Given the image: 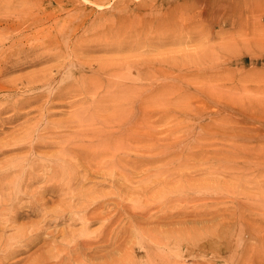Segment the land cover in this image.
Here are the masks:
<instances>
[{
    "label": "rangeland",
    "instance_id": "rangeland-1",
    "mask_svg": "<svg viewBox=\"0 0 264 264\" xmlns=\"http://www.w3.org/2000/svg\"><path fill=\"white\" fill-rule=\"evenodd\" d=\"M104 34H107L108 37ZM102 35H104L105 38ZM102 38H104L103 40L105 42L110 41L111 45L110 42H106L105 45ZM48 43L54 44L55 47L46 48V44ZM117 44H119V47L125 44L124 46L126 47L122 50L123 52H115L116 50L114 47H117ZM88 45L90 46V50L83 51V49H81ZM19 46L23 48H35L34 51L36 53H44L43 55L49 54V56H53L55 59L30 66L27 62L31 61L33 56L29 55L26 57V60H24V64L22 63L15 68L1 73L0 81L2 83H11L14 79L17 80L29 74H34L37 72V69L39 71V68L43 67V69H47L51 67V65L53 67L55 65L56 67L60 66V68L64 70L60 69L62 73L60 71L58 74L56 73L55 79L57 80L54 79L55 81L51 89H47L49 92L54 91L58 84L63 81L75 82V77L79 79L78 75L73 74V70L76 69L77 65L75 57L81 59L79 61H82V59L83 61L87 60L89 57L93 58V56L94 58L96 56L98 57H96V60L105 59L104 57L107 58V56L110 57L109 59H117V57H119L120 59L125 58L122 60L123 62H136L134 63L138 65H135L136 67H140L139 64L141 65L149 61L147 64L152 65V67L148 70L141 68L144 70L143 72L139 70V74L141 73L142 75L149 76V87L152 89L147 87L148 82L138 81L133 83L128 81V83H126L129 85L128 87L133 88L128 89L130 92L126 90L129 93L125 94L128 95L132 93L134 96L138 95L136 98L139 99L147 96V93H149V105L147 104V107L146 105L143 106L146 108H141L154 110L153 118H150V124L152 123L153 126L150 130L153 131H149L150 134H153L151 137H155L152 139V145L156 144L157 142L155 141L158 139L159 144L153 146H156V148L158 147V150L161 149V152L159 153L156 148L154 151L152 146L149 147L154 153H151L150 148V152H148L149 150H147V147L143 146L146 148L145 150L142 146L139 147L140 145H144L143 143H135L134 154L137 155V153H140L138 152V150H140L138 148H141V154L134 159L135 161L138 158V161H135L136 164L134 163L136 167L138 165L137 173L136 175L132 174L133 176L131 173H127V175L124 172L126 170L129 172V169L127 166H124L126 167L123 168L125 171L122 169L124 172L117 174L116 178L119 180L120 178L122 179V177L128 178V180H122L124 183L126 181L125 185H128L122 188L120 193L117 192L119 190L112 188L109 183L105 182L106 185L108 184L107 186L104 184L103 180L104 178H109L108 176L103 177L101 175H94L93 179H91L93 175H90L87 179L88 182L83 186L84 188L78 186L82 191L76 187L72 189L73 191H68L67 195L65 194L66 192H63L64 194L58 193L59 195L63 194V196H59L58 194L52 196L51 192L41 191L39 186L42 184L35 183L30 185L32 187L30 188V186L28 187L18 181L21 178L20 173L23 167L27 168L28 166V160L25 156H31L30 158H32L35 155H46L47 153L48 156L50 154L54 155L55 152V154L59 152L60 145L63 142H65V144L80 143L79 140L81 138L79 136L73 134V139L70 138L72 134L70 130L47 132L44 128L48 122H53L52 120H54L53 123L66 120L67 115L65 114H70L75 108L78 109L81 104H76L79 106H75V108H73L74 106L68 107V105H66L67 107L65 105L54 108L51 107L49 111H51L52 114L50 115H39L38 112L33 109L40 104H32L26 108V110H32L29 113L30 116L26 115L22 117V119L15 120L14 122L7 123L0 121V147L3 151L5 150V152L0 150V174L4 172L5 174H10V177L11 172H13L12 175L14 177L7 178L8 181L5 179L0 184L1 186L5 185L4 189L0 186V192L2 193L0 194V210L4 207V209L0 211V216H2L0 217V230L2 231L0 232V240L4 241L5 239V241H7L5 244V241H2V245L4 246L1 245V247L4 248V252L8 250V247H10L9 250L13 247L18 250L16 253L10 255L8 257L9 259L3 260L4 262L0 261V264H49V262L50 264H130V262L132 264H264V0H0V70L4 68L5 65H9V58L16 57L14 48ZM8 47L12 49L10 52L14 54L11 57L9 55L10 52L7 50ZM106 48L107 50L110 48L111 51H106ZM38 50H40V52ZM49 50L50 52H48ZM71 51L73 53H70ZM60 53H62L63 56H61L62 54ZM74 53L75 55H73ZM100 55L103 58H101ZM112 55H114V57ZM57 58L60 61H58ZM92 58H89V60ZM119 58L117 60H119ZM155 59L156 61L154 62ZM165 59L167 64H163ZM192 59L193 61L195 60L194 64L192 61H189ZM160 60H162L163 63H161ZM180 60H182V62L185 61L186 63L184 62V64H186V66H182L181 68L180 64H177L181 62ZM61 61L63 64H61ZM119 61L121 62V60ZM192 64L194 66H191ZM53 67H51V70H53L52 73H55ZM156 67L157 69L155 70ZM130 70H132V68H130ZM149 70H152L153 73L151 74L152 71L149 72ZM85 74L87 75L89 73L86 72ZM153 74L156 76L151 78ZM2 76L8 78V82L7 79H4ZM77 79L76 81H78ZM93 81L96 83L95 80ZM147 88L149 90H147ZM47 90H44V93H47ZM136 90L138 92H136ZM0 92V108L17 104L20 99H25L31 93L24 89L15 92L4 91L3 89V91L0 90ZM184 101H187L188 104L190 103L189 107L188 104L183 105L187 103ZM181 102L183 104H181ZM137 104L138 103H136L137 107L134 108V116L137 112H142V109L140 110ZM87 106L88 105L83 104L81 107ZM182 108H184V110H182ZM58 109H60L62 113ZM11 113V110L3 112L0 109V119ZM31 126L36 128L34 132L35 135L33 134V138L31 139H36L38 141H42L43 139L44 142V144L37 147L38 149L36 148L34 152L29 148L30 141L24 140L20 141V145H13L15 142L14 140H16V138L19 139L21 136L19 135L17 137L13 131L15 132L20 128L25 129ZM11 129L13 130L12 132L10 131ZM143 130L146 129H144L143 126H139L137 132L141 134ZM53 134L54 136L55 134H57V136L60 134L61 137L60 135L54 137ZM64 134L66 136L62 139ZM51 135L53 136L52 139ZM7 136H11V138L9 139ZM162 138L164 139L163 141L167 139L166 142L168 141V143H163L162 145V141L159 142ZM46 139L49 140L47 141ZM3 140L5 141L3 142ZM7 140L8 142H14H9V145L8 142L6 144ZM1 141L4 143L3 145H1ZM45 141L53 143H46ZM55 142L62 143L57 145V143L54 144ZM169 143L171 145H169ZM62 145H64V143ZM162 147L166 148V150L169 149V153L166 151L164 154L165 149ZM38 150L41 152L37 153ZM135 150L137 152H135ZM43 152H45V154H43ZM171 153L174 156H172ZM143 154L147 155L144 156L145 158L152 156L151 162L154 164L150 162L148 165L146 164L147 167L146 165H141L142 167L139 166V160L143 159ZM167 154H170L173 160H170L171 157ZM175 154L177 156H175ZM155 155L159 158L167 155V158L159 159L157 157L158 161H156L157 158ZM140 156H142V158H140ZM153 156H155L154 159ZM14 157L17 159L16 162L21 164H19L20 166L14 162L16 160ZM20 157L25 158L22 161L23 163L20 161ZM6 158L9 159V161ZM30 158L28 159L30 160ZM10 161L11 166L8 164ZM179 162L182 165H178ZM165 165L166 167H164ZM168 165L169 167H167ZM20 167L21 169L19 170ZM12 168H14V171L17 169L20 173L17 170V172H14ZM75 168L76 167H73L72 172H75L76 175L79 174L80 176H78L80 178L82 175L81 168ZM138 168L140 170L148 168L149 170L146 169V171L140 172ZM74 169L76 171H73ZM150 170L152 175L150 174ZM153 172L155 173L153 174ZM155 174L160 175L158 177V175ZM161 174H163L162 177H160ZM129 175H131V177ZM16 177L18 179H16ZM143 177H145L144 180ZM129 178L132 180V183H130L131 180ZM160 178L164 179L163 183V180H160ZM141 179L143 181H141ZM154 180L156 182L158 181L157 186ZM169 181H171V183ZM7 182L10 183V187H8L9 183ZM142 182L144 183L141 184ZM148 182L150 183L148 184ZM95 183L97 186L94 187L93 185ZM97 183L99 186L101 185L100 188ZM160 183L165 188L161 187V185H159ZM22 184L25 186L22 187ZM171 185H175V187ZM88 186L92 188L89 189L87 188ZM34 187L35 189L32 190ZM110 188H112L111 190L114 189L113 192L110 191ZM134 188L135 190H132ZM76 189L78 191H76ZM93 189L95 191L97 190V192H99L98 189H100L102 191L99 193L110 197L104 196L103 202H105V198L107 202H105L106 204L103 203L105 209L102 207L101 209L99 208V210H101L100 216L109 219L108 222H110L108 226L104 227V224L99 220L84 224L83 220L80 218L81 213L77 212L85 203L87 205L88 203L79 202V200L76 199V194L78 192L84 193ZM175 189L178 191L176 192ZM54 191L57 192L56 190ZM10 192H12V195ZM37 192L39 194H36ZM24 193L25 195H30L29 197L33 199V201L28 198L27 195L25 197ZM35 194L40 196L37 197ZM9 195L12 196L10 202L8 201L10 199ZM175 196H178V198ZM173 197L176 199H174L176 202L171 200ZM22 198L25 199V201ZM73 198H75L76 203L78 202L77 204ZM19 200L20 203L22 200L24 203L22 202L20 204ZM26 200L29 201L27 202ZM44 200L49 202L45 210L41 211L42 214H39L41 210L39 208V210H36V216L29 214V205H33V203L37 204ZM164 200H168V203H173L167 204ZM65 202H67L71 208L74 206L71 204L72 202L76 204L77 207L75 205L73 209L70 208L73 211L71 215L66 214L69 221L56 220V212L59 214L61 213L63 208L60 207V205L63 204L61 206H66L67 204H65ZM57 203H60V205ZM164 203L167 207L169 206L171 208L168 207L169 210H167L168 208H165L166 206ZM145 205L150 207L145 213L147 219L141 214V212L146 210V208H144ZM136 206L138 208H136ZM50 208L54 210V212ZM58 209L61 210L59 211ZM124 209L126 212L123 211ZM12 210L15 211L13 212ZM162 210L163 212H161ZM2 211H4V213ZM7 211L11 212V214H8ZM128 211L129 213H127ZM43 212L46 215L43 214ZM51 212L52 216H50ZM75 212H77L78 215ZM155 212H161L163 214H155ZM130 213V216L127 215ZM134 213L139 216L141 214V218L138 219L139 216H134ZM14 214L16 217L12 219ZM6 215H10L11 218ZM42 215L46 216L47 219L49 217V220L54 219L50 221L52 223H48V228L47 225L44 224L46 229L44 225H41L43 223L40 222L41 217H43ZM132 215L133 217H131ZM164 215L167 216L164 217ZM39 216L40 219L38 218ZM114 217L116 218L114 219ZM150 217H154L152 222ZM157 217L159 219H157ZM4 219H7L8 222L5 223ZM73 219H75L76 222ZM38 221L40 225H37ZM32 226L44 227L40 228L42 231L38 230L40 232H38L37 240H26V233H29L30 227ZM108 227L111 230L108 229ZM106 228L108 230H106ZM100 229L105 233L104 235L106 236L103 235V239L108 243L105 241L100 243L99 241L98 244H96L95 240L99 236L98 232ZM130 230H133L131 232L134 233L131 234ZM137 230L138 232H136ZM151 230L153 231L151 232ZM59 231H62V234ZM72 231L74 232V237L70 234ZM89 231L90 233H88ZM116 231H118V234ZM107 233H109V235ZM22 235L24 236L22 237ZM42 236H45V238ZM64 237L67 238L65 239ZM80 237L82 239H93V246L90 244L92 248L86 250V248L84 249L82 247L76 251V246L74 245L77 240H81ZM15 238L18 239L16 240ZM161 238H163V240ZM23 239L25 240L24 242ZM66 240L71 244H68ZM158 240L162 242L167 241V243L163 242L160 244L161 241ZM27 243L30 244L26 245ZM99 243L101 245H99ZM102 245H106L107 247ZM126 246L128 249L130 248V253ZM51 247H54V251ZM57 249L60 251L57 252ZM81 249H84L85 252ZM71 253H75V255L73 254L72 257ZM0 254H2V251H0ZM61 257H63V259ZM128 259L131 260L129 261ZM30 260L34 262L32 261V263H29Z\"/></svg>",
    "mask_w": 264,
    "mask_h": 264
},
{
    "label": "bare ground",
    "instance_id": "bare-ground-1",
    "mask_svg": "<svg viewBox=\"0 0 264 264\" xmlns=\"http://www.w3.org/2000/svg\"><path fill=\"white\" fill-rule=\"evenodd\" d=\"M93 28V27H92ZM91 30V29H90ZM100 30V29H99ZM122 31V30H121ZM128 32V31H127ZM138 32V31H137ZM104 33H107V32H104ZM113 33V32H112ZM111 33V34H112ZM114 33H116V32H114ZM121 33V32H120ZM92 35V34H91ZM100 35V34H99ZM104 35H106L107 36V34H104ZM104 35H102L103 37H104ZM109 35V34H108ZM142 35V34H141ZM87 36V35H86ZM101 36V35H100ZM99 36V37H100ZM113 36V35H112ZM134 36V35H133ZM108 37V36H107ZM105 38V37H104ZM104 38H102V41L103 42H105L103 39ZM140 38V37H139ZM143 38V37H142ZM9 39V38H8ZM93 39V38H92ZM98 39V38H97ZM97 39H96V41H97ZM11 40V39H10ZM99 40H100V38H99ZM87 41H90V40H87ZM102 41H101V43H102ZM79 42V41H78ZM91 42V41H90ZM99 42V41H98ZM106 42H108V41H106ZM106 42H105V45H106ZM110 42V41H109ZM108 42V43H109ZM144 42V41H143ZM80 43V42H79ZM87 43V42H86ZM93 43H96V42H93ZM99 44V43H98ZM97 44V45H98ZM104 44V43H103ZM77 45H81V44H77ZM91 45H93V44H91ZM102 45V44H101ZM108 45V44H107ZM110 45H111V42H110ZM114 45H115V42H114ZM119 44H117V47H114V49L116 50L115 52H120V51H122V50H124L125 49V47L126 46H124L125 44H123V46H118ZM132 45V44H131ZM135 45V44H134ZM63 46H65V45H63ZM83 46H86V45H83ZM130 46V45H129ZM47 47H49V48H54L55 46H54V44H51V43H48V44H46V48ZM74 47H76V46H74ZM134 47V46H133ZM97 48H99V47H97ZM103 48V47H102ZM108 48V47H107ZM107 48L105 49L106 51H111V49L109 48L108 50H107ZM130 48V47H129ZM15 49V51H16V53H15V58H12L11 56H13L14 54L12 53V52H10V51H12V49H10V47H8L7 48V50H8V52H10L9 53V55H10V57L11 58H9V65H3L4 66V68H2L1 70H0V74L1 73H4V72H6V71H8L9 69H11V68H15V67H17V66H19V65H21L22 63L24 64V60H26V57L27 56H29V55H32L33 56V58H31V61H28L27 62V64L28 65H30V66H32V65H35V64H39V63H41V62H43V61H49V60H53V59H55L53 56H49V54H45V55H48V56H45V55H43V54H38V53H36L34 50H35V48H23V47H15L14 48ZM80 49V48H79ZM81 49H83V51L84 50H90V46L88 45L87 47H85V48H81ZM80 49V50H81ZM132 49V48H131ZM51 50V49H50ZM50 50L48 51V52H50ZM72 50V49H71ZM130 50V49H129ZM39 52H40V50H38ZM52 51V50H51ZM43 52V51H42ZM65 52V51H64ZM123 52V51H122ZM70 53H73L72 51L70 52ZM51 54V53H50ZM53 54V53H52ZM55 54V53H54ZM60 54H62V53H60ZM56 55V54H55ZM54 55V56H55ZM58 55V54H57ZM70 55V54H69ZM73 55H75V53L73 54ZM80 55V54H79ZM59 56V55H58ZM61 56H63V54L61 55ZM81 56H83V55H81ZM101 56V55H100ZM113 57H114V55H112ZM138 56V55H137ZM73 57H75V56H73ZM72 57V58H73ZM80 57V56H79ZM97 57V56H96ZM96 57L94 58V56H93V58L96 60ZM62 58V57H61ZM60 58V59H61ZM68 58H69V56H68ZM71 58V59H72ZM82 58V57H81ZM87 58V57H86ZM89 58H92V57H89ZM89 58L87 59V60H84L83 61V59H82V61H79V60H81V59H78V58H76L75 57V59H76V63H77V65H76V69H74L73 70V74L74 75H78V78L79 79H77L75 76V82H61V83H59L58 84V86L55 88V90L54 91H48L49 89H51V87H52V85H53V83H54V81L55 80H57V79H55V77H56V73L58 74L59 73V71H60V69L62 70L63 68H60V66H57L56 67V65L53 67L52 65H51V67H53L54 68V72L55 73H52V71L53 70H51L52 68L51 67H49V68H47V69H43V67L42 68H39V71H38V69H37V72H35L34 74H29V75H27V76H24V77H21V78H18L17 80H15L14 79V81L13 82H11V83H2L1 81H0V90H2L3 91V89H4V91H8V92H10V91H19L20 89H24V90H26V91H30L31 93H30V95L28 96V97H26L25 99H20L19 100V102L17 103V104H12V105H10V106H3V107H1L0 109H1V111H8V110H11V114H9V115H5V117H3V118H1L0 119V121H2V122H14L15 120H18V119H22V117H24V116H30V111H32V110H30V109H27L26 110V108L27 107H29L30 105H32V104H40V105H38V107L36 106V108L35 109H33L34 111H37L38 112V114L39 115H43V114H47V115H50V114H52V112L51 111H49V109L52 107V108H54V107H58V106H66V105H68V107L69 106H74L73 108H75V106L77 107V106H79V105H76V104H81V106L83 105V104H85V105H88L87 107H78V109H72L73 111L70 113V114H65V115H67V119L66 120H64V121H60V122H57V123H53L54 122V120H52L53 122H48L47 124H46V126H45V130H47V132L48 131H52V132H58V131H67V130H70L71 131V137L70 138H72L73 139V134L74 135H77V136H79L81 139L79 140V142L80 143H75V144H65V142H63L64 143V145H62L63 143L62 142H59V143H62L61 145H60V150H59V152L57 153V154H55L54 152V155L52 154H50L49 156L46 154V155H35L34 157H32V158H30V157H28V156H25L26 157V159L28 160V166H27V168H24L23 167V169H22V172L20 173L17 169V171L21 174V178H20V180H18V181H20V183H23V184H25L26 186H30V185H33V184H42L41 186H39L40 188H41V191L43 190V191H48V192H51V195L53 196L54 194L55 195H57L58 193H65L66 195H67V193H68V191L70 192L72 189H74V188H76V187H78V186H80V187H83L84 186V184L86 185V183L88 182L87 181V179H88V176H92L91 177V179H93V177H94V175L96 176V175H101V176H108L109 178H104V184H105V182H107V183H109V185H111V187L112 188H114V189H116V190H119V191H117V192H121L120 190L122 189V188H124V187H126V185H128V184H126L125 185V183H126V181H125V183H124V181H122V180H128V178L127 177H122V179L120 178V180L118 179V178H116V176H117V174H120V173H123L124 171H125V169H123V168H126V167H124V166H127V168L129 169V172H128V170H126L124 173H131V175L132 174H135L136 175V173H137V167H138V165H137V167L134 165V163H135V161L138 159H136L135 161H134V159H135V157H137V156H139V154H141V148H138V149H140V150H138V152H140V153H137V155L136 154H134V149H135V143H139V142H141V143H143L144 145H140L139 147H143V146H145V147H147L148 149L147 150H149V148L152 146V149L155 151V148H156V144H159L158 143V139L155 141V142H157L156 144H153V145H156V146H153L152 145V139H154L155 137L153 136V138L151 137L153 134H150V131H153V130H150L151 129V127H153L152 126V123L150 124V118H153L152 116H153V111L151 110H148V109H142V108H146L147 107V104L149 105V103H150V98H149V93H147V96H145V97H141V98H139V99H137L136 97L138 96V95H136V96H134V95H132V93H130V94H125V93H129L130 91L128 90V89H132L133 87H128L129 85L128 84H126V83H128V81L129 82H140V81H145V82H148L147 84H148V88H151V87H149L150 86V78H149V76L148 75H142L141 73L139 74V70L141 71L142 69L141 68H145V69H149V68H151L152 67V65H150V64H147L148 62L146 61V63H144V64H139V66L140 67H136L135 65H137V64H134V63H136V62H132V63H129V62H123L122 60L123 59H125V58H123V59H120L119 57H117V59L119 58V60H121V62L119 61V60H117V59H114V58H111V59H109L110 57H108L107 56V58L106 57H104L105 59H102V60H94L93 58V60L91 59V60H89ZM98 58V57H97ZM101 58H103L102 56H101ZM126 58H128V57H126ZM149 58V57H148ZM74 59V58H73ZM72 59V60H73ZM85 59V58H84ZM100 59V58H99ZM139 59V58H138ZM28 60V59H27ZM30 60V59H29ZM57 60H58V58H57ZM70 60V59H69ZM72 60H71V62H72ZM140 60V59H139ZM163 60V59H162ZM162 60H160V62L161 63H163V61ZM58 61H60V60H58ZM64 61V60H63ZM67 61V60H66ZM134 61H136V60H134ZM151 61V60H150ZM156 61V59L154 60V62ZM159 61V60H158ZM157 61V62H158ZM169 61V60H168ZM181 62L180 63H177V64H180V67L182 68V66H186V64H184V62L185 61H183L182 62V60H180ZM189 61H192L193 62V64H194V61H193V59L192 60H189ZM51 62V61H50ZM57 62V61H56ZM69 62V61H68ZM139 62V61H138ZM143 62H144V60H143ZM169 62H171V61H169ZM175 62V61H174ZM173 62V63H174ZM45 63V62H44ZM58 63V62H57ZM74 63H75V61H74ZM140 63V62H139ZM186 63V62H185ZM187 63H188V60H187ZM6 64V63H5ZM26 64V65H27ZM59 64V63H58ZM61 64H63V62L61 61ZM72 64V63H71ZM151 64H152V61H151ZM158 64H160V63H158ZM163 64H167L166 63V59H165V61H164V63ZM191 65V66H194V65ZM195 64H196V62H195ZM70 65V64H69ZM157 65V64H156ZM171 65V64H170ZM189 65H190V63H189ZM23 66H25V65H23ZM62 66V65H61ZM138 66V65H137ZM166 66V65H165ZM171 66H174L173 64L171 65ZM187 66H188V64H187ZM71 67V66H70ZM129 67V68H128ZM133 67H134V71H133ZM197 67V66H196ZM22 68V67H21ZM69 68V67H68ZM130 68H132V70H130ZM163 68V67H162ZM184 68V67H183ZM194 68V67H193ZM193 68H191V69H193ZM19 69V68H18ZM41 69H43V70H41ZM157 69V67L155 68V70ZM160 69V68H159ZM188 69V68H187ZM33 70V69H32ZM41 70V71H40ZM64 70V69H63ZM144 70V69H143ZM143 70L141 71V72H143ZM161 70V69H160ZM166 70V69H165ZM36 71V70H35ZM150 71H152V70H149V72ZM158 71V70H157ZM190 71V70H189ZM33 72H34V70H33ZM61 72V71H60ZM86 72H88L89 74H85ZM159 72V71H158ZM62 73V72H61ZM146 73V72H145ZM148 73V72H147ZM153 73V71L151 72V74ZM162 73H164V72H162ZM25 74V73H24ZM23 74V75H24ZM72 74V73H71ZM177 74V73H176ZM175 74V75H176ZM164 75V74H163ZM167 75H168V72H167ZM166 75V76H167ZM20 76H22V75H20ZM72 76V75H71ZM156 75L155 74H153L152 76H151V78L152 77H155ZM2 77H4V76H2ZM73 77V76H72ZM16 78H17V76H16ZM162 78V77H161ZM165 78V77H164ZM167 78H168V76H167ZM4 79H7V82H8V78H5L4 77ZM4 79H3V81H4ZM55 79V80H54ZM76 79L78 80V81H76ZM181 79V78H180ZM1 80V79H0ZM93 80H95L96 81V83H94V81ZM153 80V79H152ZM157 80V79H156ZM154 81V80H153ZM157 81H159V80H157ZM164 81H166V80H164ZM164 81H162V82H164ZM159 82H161V81H159ZM68 83V84H67ZM162 84V83H161ZM134 86H136L135 84H133ZM155 85H156V83H155ZM131 86V85H130ZM140 86V85H139ZM146 86V85H145ZM152 86V85H151ZM153 87H154V85H153ZM147 88V90H149ZM48 89V90H47ZM135 89H136V87H135ZM152 89V88H151ZM44 90H47L46 92L47 93H44ZM126 90H128L129 92H127ZM138 90H139V87H138ZM141 90L144 92V90L141 88ZM126 91V92H125ZM133 91V90H132ZM134 92V91H133ZM136 92H138L137 90H136ZM1 93V92H0ZM157 93V92H156ZM139 94V93H138ZM142 94V93H141ZM162 94H164V93H162ZM180 94V93H179ZM158 95V94H157ZM159 95H160V93H159ZM141 96V95H140ZM11 97V96H10ZM152 97V96H151ZM154 97V96H153ZM23 98V97H22ZM161 98V97H160ZM156 99V98H155ZM186 99V98H185ZM69 100V101H68ZM157 101V100H156ZM162 102V101H161ZM174 102V101H173ZM183 102V101H182ZM181 102V104H183ZM184 102H187V101H184ZM136 103H138L137 105H139V107H140V110L142 109V112L141 113H138L137 112V114H135V116H134V108L135 107H137L136 106ZM152 103V102H151ZM158 103V102H157ZM155 104V103H154ZM179 104V103H178ZM185 104H188V102L187 103H184L183 105H185ZM146 105V107H143V106H145ZM172 105V104H171ZM189 105H190V103L188 104V107H189ZM160 106H161V104H160ZM165 106V105H164ZM167 106V105H166ZM165 106V107H166ZM67 107V106H66ZM142 107V108H141ZM149 107V106H148ZM163 107V106H162ZM161 107V108H162ZM168 107V106H167ZM172 107V106H171ZM170 107V108H171ZM183 107V106H182ZM160 108V107H159ZM164 109V108H163ZM178 109V108H177ZM56 110V109H55ZM58 110H60V109H58ZM161 110V109H160ZM182 110H184V108H182ZM61 111V110H60ZM71 111V110H70ZM136 111H137V109H136ZM157 111V110H156ZM57 113H59V112H57ZM61 113H62V111H61ZM67 113V112H66ZM180 113V112H179ZM32 115V114H31ZM1 116V115H0ZM51 116H53V115H51ZM175 117V116H174ZM31 119V118H30ZM59 119V118H58ZM64 119V118H63ZM155 119V118H154ZM153 119V120H154ZM43 120H45V119H43ZM51 120V119H50ZM56 121H59V120H56ZM38 124H39V122H38ZM149 125H151V126H149ZM19 126V125H18ZM139 126H143V128L144 129H146V130H143L142 132H143V134H142V132H141V134H139L138 132H137V130H138V127ZM21 127V126H20ZM35 130H36V128H34V126H31V127H27V128H20V129H18L17 131H13L12 129L10 130L11 132L13 131V133L15 134V135H17V137L19 136V135H21L20 136V138L18 139V138H16V140H14V141H9L10 143L11 142H14L13 143V145H20L19 143H20V141H24V140H27L28 142L30 141V145H29V148H30V150L32 151L33 150V152L35 151V149L37 148V147H40L41 146V144H44V142H43V139H42V141L40 140V141H38V140H36V139H31V138H33V134L35 135ZM150 130V131H149ZM43 131V130H42ZM10 132V133H11ZM176 132V131H175ZM10 133H8V134H10ZM39 133V132H38ZM70 133V132H69ZM179 133V132H178ZM61 134V133H60ZM59 134V135H60ZM67 134V133H66ZM13 135V134H12ZM58 135V136H59ZM53 136H54V134H53ZM52 135H51V139H52V137H53ZM55 136L56 137H58L57 136V134H55ZM54 136V137H55ZM65 134H64V137H62V139L63 138H65ZM168 136V135H167ZM8 137V136H7ZM6 137V138H7ZM60 137H61V135H60ZM9 139L11 138V136L10 137H8ZM7 138V139H8ZM14 138V137H13ZM49 138H50V135H49ZM69 138V137H68ZM69 138V139H70ZM77 138V137H76ZM177 138V137H176ZM5 139V138H4ZM51 139H50V141H51ZM54 139V138H53ZM59 139V138H58ZM79 139V138H78ZM77 139V140H78ZM45 140V139H44ZM47 140V139H46ZM49 140V139H48ZM47 140V141H48ZM60 140V139H59ZM58 140V141H59ZM164 139L162 138V140L160 139L159 140V142L160 141H162L161 142V144L163 145V143H168V141L166 142V140L167 139H165V141H163ZM174 140V139H173ZM5 140H3V142H4ZM47 141H45L46 143H49V142H47ZM53 141H55V140H53ZM57 141V140H56ZM2 142V141H1ZM2 142V144L1 145H3L4 143ZM7 142H8V140L6 141V144H7ZM9 142H8V144H9ZM26 142V141H25ZM77 142V141H76ZM50 143H53V142H50ZM57 142H55L54 144H56ZM59 143H57V145L59 144ZM133 143H134V148H133ZM23 144V143H22ZM26 144V143H25ZM78 144V145H77ZM10 145V144H9ZM12 145V146H13ZM49 145V144H48ZM166 145H168V144H166ZM169 145H171L170 143H169ZM150 146V147H149ZM11 147V146H10ZM21 147V146H20ZM50 147V146H49ZM57 147V146H56ZM137 147H138V145H137ZM145 147H143L144 148V150L146 149ZM160 147V146H159ZM167 147H169V146H167ZM2 148H3V146H2ZM6 148V147H5ZM158 148V147H157ZM156 148V149H157ZM163 149H165L164 151V154L166 153V151H167V153H169L168 152V150H166V148H164V147H162ZM38 149V148H37ZM137 149V148H136ZM151 148H150V150H151V153L153 152L154 153V151L152 150ZM163 149H162V151H163ZM171 149V148H170ZM180 149V148H179ZM0 150H2L1 149V147H0ZM10 150V149H9ZM143 150V151H144ZM150 150L148 151V152H150ZM161 150V149H160ZM160 150H158L157 149V151L160 153L161 151ZM3 151V150H2ZM8 151V150H7ZM30 151V152H31ZM39 151V150H38ZM37 151V153H40L41 151H39L38 152ZM156 151V152H157ZM176 151V150H175ZM1 152V151H0ZM3 152H5V150L3 151ZM28 152V151H27ZM135 152H137L136 150H135ZM147 152V151H146ZM158 152H157V154H158ZM143 153V152H142ZM145 153V152H144ZM1 154V153H0ZM29 154V153H28ZM42 154V153H41ZM43 154H45V152H43ZM148 154V153H147ZM156 154V155H157ZM162 154H163V152H162ZM133 155V156H132ZM135 155V156H134ZM155 155V156H156ZM167 155H169L170 157H171V155H172V153H171V155L170 154H167ZM166 155V156H167ZM183 155V154H182ZM144 156H147V155H144L143 154V159H140V158H142V156H140V165L139 166H144V165H148V163H150L151 162V158H152V156L151 157H149L150 156V154H149V158H145ZM155 156H153V159L155 158ZM159 156H160V154H159ZM164 156V155H163ZM165 156V157H166ZM168 156V157H169ZM172 156H174V155H172ZM175 156H177L176 154H175ZM179 156V155H178ZM7 157V156H6ZM24 157V156H23ZM158 156H156V158H157ZM165 157H162L161 156V158L163 159H165ZM183 157V156H182ZM5 158V157H4ZM15 159H16V157H14ZM28 158H30V160L28 159ZM145 158V159H144ZM159 158V157H158ZM158 158H157V160L156 161H158ZM161 158H159V159H161ZM167 158V157H166ZM173 157H171L170 158V160L172 159ZM176 158V157H175ZM178 158H180V157H178ZM3 159V158H2ZM7 159V158H6ZM11 159V158H10ZM20 161L22 162L23 161V159H25V158H21L20 157ZM169 159V158H168ZM181 159H183V158H181ZM8 161H9V159H7ZM6 160V161H7ZM173 160V159H172ZM178 160V159H177ZM176 160V161H177ZM14 161V160H13ZM17 161V159L14 161V162H16ZM138 161V160H137ZM136 161V162H137ZM154 161V160H153ZM160 161V160H159ZM181 161V160H180ZM1 162V161H0ZM169 162V161H168ZM7 163V162H6ZM5 163V164H6ZM17 164H18V162H16ZM15 163V164H16ZM23 163V162H22ZM152 164H154L153 162H151ZM181 163H182V161H181ZM9 164V166H11L10 164H11V161H10V163H8ZM7 164V165H8ZM15 164H14V166H15ZM20 164V163H19ZM18 164V166H20ZM136 164V163H135ZM2 165V164H1ZM4 165V164H3ZM24 165H25V162H24ZM147 165H146V167H147ZM150 165V164H149ZM178 165H182V164H180V162H179V164ZM141 166V167H142ZM161 166V165H160ZM159 166V167H160ZM170 166H171V164H170ZM177 166V165H176ZM26 167V166H25ZM73 167H76L77 169L78 168H81V173H82V175H81V177L79 178V176L78 175H76L75 174V172H72V169H73ZM140 167V168H141ZM149 167V166H148ZM158 167V168H159ZM164 167H166V165L164 166ZM167 167H169V165L167 166ZM5 168H7V167H5ZM15 168H16V166H15ZM75 168V169H76ZM174 168V167H173ZM176 168V167H175ZM13 169V171H14V168H12ZM21 169V167L19 168V170ZM73 170V171H76V170ZM122 169L124 170V171H122ZM139 169V168H138ZM146 169H148V168H146ZM146 169L145 170H143V169H139L140 170V172H144V171H146ZM157 169V168H156ZM156 169H154V170H156ZM160 169V168H159ZM158 169V170H159ZM168 169V168H167ZM2 170V169H1ZM15 170V171H16ZM149 170V169H148ZM153 170V171H154ZM9 171V170H8ZM8 171H7V173H8ZM14 171V172H15ZM16 171V172H17ZM164 171V170H163ZM170 171V170H169ZM10 172H11V170H10ZM80 172V171H79ZM148 172V171H147ZM150 172H151V170H150ZM156 172V171H155ZM155 172H153V174L155 173ZM165 172V171H164ZM163 172V173H164ZM12 173L13 172H11V176L10 177H13V175H12ZM77 173H78V171H77ZM159 173H160V171H159ZM167 173V172H166ZM181 173V172H180ZM16 174V173H15ZM20 174H19V176H20ZM116 174V175H115ZM142 174V173H141ZM151 175H152V172L150 173ZM176 174V173H175ZM9 175L10 174H5L4 172L2 173V174H0V184L3 182V180H5V179H7V178H10L9 177ZM128 175V174H127ZM131 175H129L130 177H131ZM134 175V176H135ZM139 175V174H138ZM143 175V174H142ZM155 175H158V177H159V175L160 174H155ZM121 176V175H120ZM133 176V175H132ZM144 176V175H143ZM147 176V175H146ZM148 176H149V174H148ZM163 176V174H161V176L160 177H162ZM170 176V175H169ZM97 177H99V176H97ZM141 177V176H140ZM150 177H152V176H150ZM157 177V178H158ZM14 178V177H13ZM90 178V177H89ZM96 178V177H95ZM125 178V179H124ZM144 178L145 177H143V180H144ZM147 178V177H146ZM16 179H18L17 177H16ZM90 179V180H91ZM130 179V178H129ZM134 179V178H133ZM154 179V178H153ZM156 179V178H155ZM165 179H167V178H165ZM171 179V178H170ZM177 179V178H176ZM10 180V179H9ZM15 180V179H14ZM96 180V179H95ZM131 180V179H130ZM130 180H129V182H130ZM142 179H141V181H143ZM147 180V179H146ZM160 180H163L162 181V183L164 182V179H161L160 178ZM180 180V179H179ZM178 180V181H179ZM6 181H8V179L6 180ZM93 181V180H92ZM155 181V180H154ZM167 181V180H166ZM183 181V180H182ZM16 182V181H15ZM97 182H98V180H97ZM129 182H127V183H129ZM145 182H147V181H145ZM151 182V181H150ZM150 182H148V184L150 183ZM156 182V181H155ZM168 182V181H167ZM170 183H171V181H169ZM177 182V181H176ZM181 182V181H180ZM179 182V183H180ZM7 183H9V182H7ZM19 183V184H20ZM130 183H132V180H131V182ZM129 183V184H130ZM144 182H142L141 184H143ZM158 183V181L156 182V186L158 185L157 184ZM178 183V184H179ZM12 184V183H11ZM16 184V183H15ZM18 184V183H17ZM23 184H22V187H24L23 186ZM98 184V183H97ZM99 184H100V182H99ZM99 184H98V186H99ZM103 184V183H102ZM152 184V183H151ZM173 184V183H172ZM21 185V184H20ZM88 185V184H87ZM91 185V184H90ZM106 185V184H105ZM108 185V184H107ZM106 185V186H107ZM153 185V184H152ZM159 185H161V183L159 184ZM167 185V184H166ZM182 185H183V183H182ZM1 186V185H0ZM4 186L5 185H2L1 187H3V189H4ZM12 186V185H11ZM17 186V185H16ZM36 186V185H35ZM94 187L95 186H97L96 185V183L93 185ZM101 186V185H100ZM100 186H99V188H100ZM129 186H131V185H129ZM141 186H143V185H141ZM155 186V187H156ZM172 187L174 186L175 187V185H171ZM171 186H169V187H171ZM179 186H180V184H179ZM1 187H0V189H1ZM6 187H7V184H6ZM8 187H10V183H9V186ZM19 187V186H18ZM27 187V188H28ZM39 187H37V188H39ZM103 187V186H102ZM109 187V186H108ZM132 187V186H131ZM140 187V186H139ZM149 187V186H148ZM161 187H164L163 185H161ZM160 187V188H161ZM171 187V188H172ZM184 187V186H183ZM13 188V187H12ZM19 188H21V187H19ZM30 188H32L31 186H30ZM39 188V189H40ZM84 188V187H83ZM85 188H86V186H85ZM87 188H89V186L87 187ZM90 188H92V187H90ZM89 188V189H90ZM112 188H110V191H112L113 192V190H111ZM128 188V187H127ZM126 188V189H127ZM144 188V187H143ZM143 188H140V189H143ZM146 188V187H145ZM150 188V187H149ZM165 188V187H164ZM182 188V187H181ZM16 189V188H15ZM22 189V188H21ZM35 189V187L32 189V190H34ZM78 189H80L79 187H78ZM96 189V188H95ZM125 189V190H126ZM152 189V188H151ZM150 189V190H151ZM157 189H159V188H157ZM163 189V188H162ZM177 189V188H176ZM175 189V190H176ZM8 190V189H7ZM19 190V189H18ZM18 190H17V192H18ZM54 190H56L57 192H55ZM81 190V189H80ZM79 190V191H80ZM99 190V192L100 191H102V190H100V189H98ZM132 190H135V188L134 189H132ZM149 190V189H148ZM156 190V189H155ZM174 190V191H175ZM6 191V190H5ZM11 191V190H10ZM13 191V190H12ZM73 191V190H72ZM76 191H78L77 189H76ZM82 191V190H81ZM140 191V190H139ZM141 191H143V190H141ZM152 191V190H151ZM178 190H176V192H177ZM180 191V190H179ZM39 192H40V190H39ZM99 192H97V190L95 191L94 189L93 190H88V191H86V192H78L77 194H76V199H78L79 200V202H81V203H85V202H87L88 203V205L85 203L84 204V206L85 205H87V206H83L79 211H77V212H79V213H81L80 215V218L83 220V223L85 224V223H92L93 221H95V220H99V221H101L102 222V224H104V227L105 226H108L109 225V222H108V220L109 219H107V218H105V217H101L100 216V211L101 210H99V208L101 209V207L102 208H104V205H103V203H105L106 202V198H105V202H103V197L105 196L104 194H101V193H99ZM103 192H104V190H103ZM109 192V191H108ZM108 192H106V193H108ZM111 192V193H112ZM149 192V191H148ZM154 192V191H153ZM5 193V192H4ZM11 193V195H12V192H10ZM14 193V192H13ZM16 193V192H15ZM20 193V192H19ZM63 193V194H64ZM75 193V192H74ZM73 193V194H74ZM138 193V192H137ZM142 193V192H141ZM163 193V192H162ZM166 193H167V191H166ZM0 194H2L1 192H0ZM16 194H18V193H16ZM15 194V195H16ZM30 194V193H29ZM36 194H39L38 192L36 193ZM35 194V195H36ZM48 194V193H47ZM63 194L62 195H59V196H63ZM149 194V193H148ZM157 194V193H156ZM171 194V193H170ZM24 195H25V193H24ZM27 195V197L28 198H30L29 196H28V194H26ZM26 195H25V197H26ZM33 195V194H32ZM31 195V196H32ZM34 195V196H35ZM68 195H70V194H68ZM111 195V194H110ZM115 195H117V194H115ZM114 195V196H115ZM145 195V194H144ZM161 195V194H160ZM178 195V194H177ZM1 196V195H0ZM8 196V195H7ZM6 196V197H7ZM10 196V195H9ZM37 196V195H36ZM40 196V195H39ZM39 196H37V197H39ZM44 196V195H43ZM142 196V195H141ZM149 196V195H148ZM153 196V195H152ZM162 196V195H161ZM185 196V195H184ZM183 196V197H184ZM4 197V196H3ZM5 197V198H6ZM12 196H10V199L8 200L9 202H10V200L12 199L11 198ZM13 197H15V196H13ZM19 197V196H18ZM23 197V196H22ZM42 197V196H41ZM47 197V196H46ZM73 197V196H72ZM105 197H109V196H105ZM134 197H135V195H134ZM133 197V198H134ZM146 197V196H145ZM154 197V196H153ZM168 197V196H167ZM176 198H178V196H175ZM21 198V197H20ZM19 198V199H20ZM24 198V197H23ZM22 198V199H23ZM50 198V197H49ZM56 198V197H55ZM60 198V197H59ZM61 198H63V197H61ZM67 198V197H66ZM65 198V199H66ZM69 198V197H68ZM110 198V197H109ZM115 198V197H114ZM6 199H8V198H6ZM15 199V198H14ZM17 199V198H16ZM31 199V198H30ZM35 199H37V198H35ZM41 199V198H40ZM44 199V198H43ZM53 199V198H52ZM58 199V198H57ZM56 199V200H57ZM65 199H63V200H65ZM108 199V198H107ZM112 199V198H111ZM149 199V198H148ZM147 199V200H148ZM157 199V198H156ZM163 199H164V197H163ZM175 198L173 197V199H171L172 201L174 200ZM184 199H185V197H184ZM183 199V200H184ZM24 201H25V199H23ZM22 200V202L24 203V201ZM32 201H33V199H31ZM48 200V199H47ZM47 200H44V201H38L39 203H33V205H29V203H28V207H29V214H33V215H35L36 216V210L39 208V209H41L40 210V212H39V214H42L41 213V211L42 210H45V207H46V205H47V203L49 202V201H47ZM50 200V199H49ZM55 200V199H54ZM59 200V199H58ZM61 200V199H60ZM72 200V199H71ZM73 200L75 201V198H73ZM72 200V201H73ZM110 200V199H109ZM155 200V199H154ZM158 200V199H157ZM169 200V199H168ZM168 200H164V201H168ZM176 200V199H175ZM174 200V201H175ZM178 200V199H177ZM3 201V200H2ZM18 201V200H17ZM27 201V200H26ZM29 201V200H28ZM27 201V202H28ZM35 202H37L36 200H34ZM51 201V200H50ZM73 201V202H74ZM149 201H150V199H149ZM170 201V200H169ZM179 201V200H178ZM15 202V201H14ZM14 202H13V204H14ZM21 202V203H22ZM26 202V203H27ZM54 202V201H53ZM56 202H58V201H56ZM60 202V201H59ZM73 202L71 203L72 205H76L77 203H76V201H75V203L76 204H73ZM115 202V201H114ZM157 202V201H156ZM171 202V201H170ZM168 203L167 202V204H172V203ZM176 202V201H175ZM7 203V202H6ZM16 203V202H15ZM19 203H20V200H19ZM20 203V204H21ZM52 203V202H51ZM61 203V202H60ZM60 203H57V204H59L60 205ZM107 203V202H106ZM105 203V204H106ZM136 203V202H135ZM179 203V202H178ZM2 204V203H1ZM13 204H11V205H13ZM31 204H32V202H31ZM65 204H67V202H65ZM117 204V203H116ZM140 204V203H139ZM146 204V203H145ZM165 204V203H164ZM181 204V203H180ZM15 205V204H14ZM61 205H63V204H61ZM60 205V207H62L63 209H62V211H61V213L59 214V213H57L56 212V214H57V218H56V220L57 219H59V220H68L69 218H67L66 217V214H69V215H71L72 213H73V211L71 210V209H73V207L71 208L70 206H69V204H67L66 206H61ZM115 205V204H114ZM130 205H132V204H130ZM149 205V204H148ZM148 205H145V207L144 208H146V210H144L143 212H141V214H143L144 215V217H145V213L148 211L147 209H150V207H148ZM174 205V204H173ZM1 206V205H0ZM17 206V205H16ZM15 206V207H16ZM21 206V205H20ZM51 206V205H50ZM149 206H151V205H149ZM153 206V205H152ZM165 206H166V204H165ZM177 206H178V204H177ZM5 207H6V205H5ZM8 207V206H7ZM11 207V206H10ZM76 207H77V205H76ZM79 207V206H78ZM142 207V206H141ZM140 207V208H141ZM148 207V208H147ZM169 207V206H168ZM167 206L165 207L166 209L168 208ZM13 208V207H12ZM19 208V207H18ZM58 208H59V206H58ZM71 208V209H70ZM118 208V207H117ZM135 208V207H134ZM136 208H138L137 206H136ZM164 208V207H163ZM163 208H161V209H163ZM169 208H171V207H169ZM169 208L167 209V210H169ZM178 208H179V206H178ZM3 209H4V207H3ZM3 209H1V210H3ZM8 209V208H7ZM6 209V210H7ZM38 209V210H39ZM51 209V208H50ZM105 209V208H104ZM119 209V208H118ZM0 210V211H1ZM9 210V209H8ZM26 210V209H25ZM52 210V209H51ZM57 210V209H56ZM59 210V209H58ZM61 210V209H60ZM59 210V211H60ZM67 210V211H66ZM99 210V211H98ZM113 210V209H112ZM115 210H116V208H115ZM134 210V209H133ZM138 210V209H137ZM10 211V210H9ZM13 212L15 211V210H12ZM53 212H54V210H52ZM58 211V212H59ZM66 211V212H65ZM114 211V210H113ZM123 211H125V209L123 210ZM141 211H142V209H141ZM166 211V210H165ZM3 213H4V211H2ZM8 212V211H7ZM19 212V211H18ZM47 212V211H46ZM77 212H75L77 215H78V213ZM105 212V211H104ZM103 212V213H104ZM126 212V211H125ZM140 212V211H139ZM161 212H163V210L161 211ZM161 212H159L160 214H163V213H161ZM3 213H1V214H3ZM11 214V212H8V214ZM47 213H50V212H47ZM102 213V214H103ZM109 213V212H108ZM117 213H119V212H117ZM122 213V212H121ZM127 213H129V211L127 212ZM159 213H156L155 212V214H159ZM178 213V212H177ZM7 214V213H6ZM13 214V213H12ZM43 214H45L44 212H43ZM110 214V213H109ZM113 214H115V213H113ZM141 214H140V216H141ZM148 214V213H147ZM152 214H154V213H152ZM165 214V213H164ZM170 214H171V212H170ZM173 214H175V213H173ZM23 215V214H22ZM38 215V214H37ZM46 215V214H45ZM77 215H76V217H77ZM104 215V214H103ZM108 215V214H107ZM118 215V214H117ZM116 215V216H117ZM120 215V214H119ZM127 215H131V213L130 214H127ZM134 216H136V215H138V214H136V213H134L133 214ZM133 215L131 216V217H133ZM142 215V216H143ZM149 215V214H148ZM4 216V215H3ZM6 216H10V215H6ZM5 216V217H6ZM13 216V215H12ZM41 216V215H40ZM40 216L38 217L39 219H40ZM43 216V215H42ZM47 216H48V214H47ZM50 216H52V212H51V215ZM114 216V215H113ZM139 216V215H138ZM139 216V218L138 219H140L141 217ZM150 216V215H149ZM154 216H156V215H154ZM165 216H167V215H164V217ZM174 216V215H173ZM0 217H2V216H0ZM7 217V218H8ZM16 216H15V214H14V216L12 217V219L13 218H15ZM54 217V216H53ZM52 217V218H53ZM72 217V216H71ZM75 217V218H76ZM118 217V216H117ZM130 217V218H131ZM152 217V216H151ZM150 217V218H151ZM159 217V216H158ZM157 217V219H159ZM162 217H163V215H162ZM161 217V218H162ZM10 218H11V216H10ZM73 218H74V216H73ZM116 217H114V219H115ZM146 218V217H145ZM9 219V218H8ZM39 219H37V220H39ZM51 219V218H50ZM134 219H136V218H134ZM147 219V218H146ZM152 219V220H151ZM150 220H151V222L153 221V219H154V217L153 218H151ZM3 220V219H2ZM5 220V223H7L8 222V220L7 219H4ZM11 220V219H10ZM9 220V221H10ZM17 220V219H16ZM52 220H54V219H52ZM52 220H49V217H48V219L46 218V216H43V217H41V223H43V224H41V225H44V224H46L47 225V228H48V223L50 224V223H52V222H50V221H52ZM56 220H55V222H56ZM73 220H75V219H73ZM81 220V221H82ZM130 220V219H129ZM142 220H145V219H142ZM156 220V219H155ZM0 221H1V219H0ZM13 221V220H12ZM18 221V220H17ZM69 221V220H68ZM71 221V220H70ZM147 221V220H146ZM145 221V222H146ZM16 222V221H15ZM14 222V223H15ZM37 222V221H36ZM36 222H35V224H36ZM75 222H76V220H75ZM121 222V221H120ZM134 222H136V221H134ZM150 222V223H151ZM1 223V222H0ZM2 223H4V222H2ZM12 223V222H11ZM81 223V222H80ZM82 223V224H83ZM144 223V222H143ZM155 223V222H154ZM13 224V223H12ZM16 224V223H15ZM29 224H30V222H29ZM33 224V223H32ZM31 224V225H32ZM56 224V223H55ZM78 224V223H77ZM139 224H140V222H139ZM23 225V224H22ZM37 225H40L39 224V221H38V224ZM91 225V224H90ZM101 225V224H100ZM29 226V225H28ZM45 226V225H44ZM44 226H37V227H35V226H32V227H30V230H29V233H26V235H27V237H26V240L28 239V240H37V236H38V232H40V231H42V230H40V228L41 227H44ZM86 226V225H85ZM102 226V225H101ZM157 226V225H156ZM0 227H1V225H0ZM110 227V226H109ZM108 227V229H110ZM114 227V226H113ZM143 227V226H142ZM5 228V227H4ZM16 228H18V227H16ZM24 228H25V226H24ZM23 228V229H24ZM86 228H87V226H86ZM145 228V227H144ZM144 228H143V230H144ZM150 228V227H149ZM2 229V228H1ZM11 229V228H10ZM45 229H46V226H45ZM107 228H106V230H108ZM115 229V228H114ZM140 229V228H139ZM147 229V228H146ZM8 230V229H7ZM26 230V229H25ZM38 230H40V231H38ZM84 230V229H83ZM87 230V229H86ZM105 230V231H106ZM111 230V229H110ZM120 230V229H119ZM21 231V230H20ZM23 231V230H22ZM97 231V230H96ZM131 231H133V230H130V232ZM153 230H151V232H152ZM0 232H2L1 230H0ZM18 232V231H17ZM43 232L45 233V231H44V229H43ZM60 232V231H59ZM62 232V231H61ZM60 232V233H61ZM76 232V231H75ZM98 232V231H97ZM109 232V231H108ZM117 232V234H118V231H116ZM136 232H138V230L136 231ZM144 232H146V231H144ZM143 232V233H144ZM23 233V232H22ZM21 233V234H22ZM57 233V232H56ZM82 233H83V231H82ZM88 233H90V231L88 232ZM99 233V236H98V238L95 240L96 241V244H98V242L100 241V243L102 242V241H105L106 243H108L105 239H103L104 238V236H106V235H104L105 233H103V230H101L100 229V231L98 232ZM98 233H97V235H98ZM115 233V232H114ZM132 233H134V232H131V234ZM142 233V234H143ZM3 234H4V232H3ZM2 234V235H3ZM20 234V235H21ZM42 234V233H41ZM55 234V233H54ZM62 234V233H61ZM70 234L71 235H73V237H74V232L72 231V232H70ZM79 234V233H78ZM108 235H109V233H107ZM141 234V235H142ZM145 234V233H144ZM143 234V235H144ZM151 234H153V233H151ZM155 234V233H154ZM46 235H48V234H46ZM45 235V236H46ZM64 235H66V234H64ZM96 235V234H95ZM104 235V236H103ZM108 235H107V237H108ZM115 235V234H114ZM139 235V234H138ZM6 236V235H5ZM8 236V235H7ZM15 236V235H14ZM24 235H22V237H23ZM45 236H42V237H44L45 238ZM51 236V235H50ZM62 236V235H61ZM131 236V235H130ZM146 236V235H145ZM152 236V235H151ZM159 236V235H158ZM4 237V236H3ZM21 237V238H22ZM46 237H48V236H46ZM85 237V236H84ZM113 237V236H112ZM157 237V236H156ZM1 238V237H0ZM5 238V237H4ZM65 238V237H64ZM67 238V237H66ZM65 238V239H66ZM81 238V237H80ZM85 238H87V237H85ZM155 238V237H154ZM3 239V238H2ZM9 239V238H8ZM13 239V238H12ZM16 240L18 239V238H15ZM47 239V238H46ZM49 239V238H48ZM75 239H76V237H75ZM107 239V238H106ZM160 239V238H159ZM162 240H163V238H161ZM178 239V238H177ZM7 240V239H6ZM11 240V239H10ZM42 240V239H41ZM45 240V239H44ZM131 240V239H130ZM3 240H0V251H2V254H0V261L1 262H4L10 255H12V254H14V253H16L18 250L15 248V247H13V248H15L14 250H9V248L10 247H8V250L7 251H5L4 252V248L3 247H1V245L3 244V242L5 241V239H4V241L2 242ZM12 241V240H11ZM10 241V242H11ZM14 241V240H13ZM25 240L23 239V242H24ZM63 241V240H62ZM67 241V240H66ZM76 241V240H75ZM109 241H110V239H109ZM112 241V240H111ZM115 241V240H114ZM152 241V240H151ZM156 241H157V238H156ZM158 241H161V240H158ZM8 242H9V240H8ZM35 242V241H34ZM33 242V243H34ZM59 242V241H58ZM68 242V241H67ZM73 242V241H72ZM94 241H93V239L92 240H89V239H82L81 238V240H77L76 241V243H75V245L74 246H76V251H78L80 248H86V250L88 249H91L92 247L90 246V244L92 245V243H93ZM163 242H165V243H167V241H163ZM162 241H161V243L160 244H162L163 243ZM5 243H7V241H5L4 242V244ZM22 243V242H21ZM26 243V242H25ZM55 243V242H54ZM65 243V242H64ZM99 243V245H101ZM105 243V244H106ZM164 243V244H165ZM11 244V243H10ZM14 244H15V242H14ZM30 243H27L26 245H29ZM47 244V243H46ZM63 244V243H62ZM68 244H71V243H69L68 242ZM104 244V243H103ZM163 244V245H164ZM20 245V244H19ZM18 245V246H19ZM22 245V244H21ZM24 245V244H23ZM51 245V244H50ZM73 245V244H72ZM72 245H71V247H72ZM95 245V244H94ZM107 245V244H106ZM106 245H102V246H106ZM157 245V244H156ZM159 245V244H158ZM170 245V244H169ZM2 246H4V245H2ZM13 246V245H12ZM11 246V247H12ZM17 246V245H16ZM25 246V245H24ZM43 246V245H42ZM53 246V245H52ZM60 246V245H59ZM58 246V247H59ZM85 246H87V247H85ZM93 246V245H92ZM109 246V245H108ZM166 246V245H165ZM5 247H6V245H5ZM98 247V246H97ZM107 247V246H106ZM127 247V246H126ZM18 248H20V247H18ZM24 248V247H23ZM23 248H21V249H23ZM47 248V247H46ZM52 248V250H53V248L54 247H51ZM73 248V247H72ZM99 248V247H98ZM5 249H7V248H5ZM26 249V248H25ZM63 249V248H62ZM67 249V248H66ZM84 249H81V250H84ZM94 249V248H93ZM96 249V248H95ZM127 249H128V247H127ZM130 249V248H129ZM128 249V250H129ZM24 250V249H23ZM40 250V249H39ZM51 250V251H52ZM70 250V249H69ZM73 250V249H72ZM54 251V250H53ZM58 251H60V250H58L57 249V252ZM75 251V250H74ZM75 251V252H76ZM123 251H124V249H123ZM45 252V251H44ZM56 252V253H57ZM62 252V251H61ZM84 252H85V250H84ZM83 252V253H84ZM125 252V251H124ZM129 253H130V250L128 251ZM127 252V253H128ZM24 253V252H23ZM79 253V252H78ZM87 253V252H86ZM85 253V254H86ZM54 254V253H53ZM58 254V253H57ZM60 254V253H59ZM62 254V253H61ZM72 254V253H71ZM74 255H75V253H73ZM73 254L71 255L72 257H73ZM172 254V253H171ZM80 255H81V253H80ZM118 255V254H117ZM123 255H124V253H123ZM126 255V254H125ZM165 255V254H164ZM15 256V255H14ZM41 256V255H40ZM48 256V255H47ZM55 256H56V254H55ZM86 256V255H85ZM128 256H130V255H128ZM51 257V256H50ZM57 257V256H56ZM69 257H70V255H69ZM131 257V256H130ZM35 258V257H34ZM38 258V257H37ZM44 258V257H43ZM62 259H63V257H61ZM60 258V259H61ZM76 258V257H75ZM84 258V257H83ZM128 258V257H127ZM9 259V258H8ZM51 259V258H50ZM58 259V258H57ZM61 259V260H62ZM132 259V258H131ZM131 259H128L129 261L131 260ZM4 260V261H3ZM16 260V259H15ZM34 260V259H33ZM32 260V261H33ZM56 260V259H55ZM60 260V261H61ZM67 260V259H66ZM71 260V259H70ZM88 260H89V258H88ZM21 261V260H20ZM20 261H18V262H20ZM32 261L30 260V262L29 263H32ZM35 261H37V260H35ZM57 261V260H56ZM56 261H55V263H56ZM17 262V263H18ZM34 262V261H33ZM58 262V261H57ZM62 262V261H61ZM64 262H67V261H64ZM69 262V261H68ZM90 262V261H89ZM127 262V261H126ZM132 262H133V259H132ZM14 263V262H13ZM37 263V262H36ZM52 263V262H51ZM128 263V262H127ZM8 264V263H7ZM35 264V263H34ZM38 264V263H37ZM47 264V263H46ZM49 264H50V262H49ZM85 264V263H84ZM130 264H132L131 262H130Z\"/></svg>",
    "mask_w": 264,
    "mask_h": 264
}]
</instances>
